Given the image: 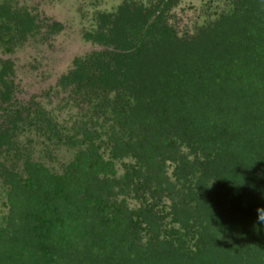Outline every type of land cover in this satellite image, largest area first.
Here are the masks:
<instances>
[{
	"label": "trees",
	"instance_id": "trees-1",
	"mask_svg": "<svg viewBox=\"0 0 264 264\" xmlns=\"http://www.w3.org/2000/svg\"><path fill=\"white\" fill-rule=\"evenodd\" d=\"M180 1L97 13L39 95L0 61V264H264V0L182 36ZM61 29L0 4L13 47Z\"/></svg>",
	"mask_w": 264,
	"mask_h": 264
},
{
	"label": "rangeland",
	"instance_id": "rangeland-1",
	"mask_svg": "<svg viewBox=\"0 0 264 264\" xmlns=\"http://www.w3.org/2000/svg\"><path fill=\"white\" fill-rule=\"evenodd\" d=\"M5 0H0V4ZM26 8L38 21L61 24L60 32L43 40L41 34L29 37L19 46L0 39V61L11 60L15 68L19 97L30 95L52 86L67 72L76 58L99 49L83 35L96 28L97 13H112L123 0H8ZM148 3L149 0H133ZM222 0H181L169 13V22L178 35L191 34L194 29L212 21L221 8ZM1 214L3 212L0 204ZM0 214V215H1Z\"/></svg>",
	"mask_w": 264,
	"mask_h": 264
},
{
	"label": "clouds",
	"instance_id": "clouds-1",
	"mask_svg": "<svg viewBox=\"0 0 264 264\" xmlns=\"http://www.w3.org/2000/svg\"><path fill=\"white\" fill-rule=\"evenodd\" d=\"M256 212H257L256 223L259 225H264V207H258L256 209Z\"/></svg>",
	"mask_w": 264,
	"mask_h": 264
}]
</instances>
